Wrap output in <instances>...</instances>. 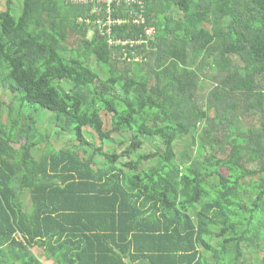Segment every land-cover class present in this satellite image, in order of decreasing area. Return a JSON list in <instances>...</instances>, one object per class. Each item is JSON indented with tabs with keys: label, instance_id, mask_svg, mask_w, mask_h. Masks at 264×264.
Segmentation results:
<instances>
[{
	"label": "trees",
	"instance_id": "obj_1",
	"mask_svg": "<svg viewBox=\"0 0 264 264\" xmlns=\"http://www.w3.org/2000/svg\"><path fill=\"white\" fill-rule=\"evenodd\" d=\"M133 1L0 0V91L75 135L0 111V264H264V0Z\"/></svg>",
	"mask_w": 264,
	"mask_h": 264
},
{
	"label": "rangeland",
	"instance_id": "obj_2",
	"mask_svg": "<svg viewBox=\"0 0 264 264\" xmlns=\"http://www.w3.org/2000/svg\"><path fill=\"white\" fill-rule=\"evenodd\" d=\"M4 10H5L4 3H0V11H4ZM95 67H97V66H95ZM121 68L122 67H120V69ZM201 94L205 95V94H207V92L203 91ZM21 105H23V104H21L19 102L16 103V107H17L18 111L20 110V106ZM12 108H13V111H14L13 119L15 121L17 119H20V123H22L25 126H27L31 122L27 116H33V114H34V116L36 117V119L38 121L39 133H42V135L44 137L49 136V139H50L51 143L58 150L63 148V147H65V146H69V144L71 143V140L75 137L74 132L72 133V135L68 134V133H63L62 136L58 135V131L60 130V128L57 125L58 122L55 119L56 118L55 113H52V112H50L48 110H45V109H43L41 107L32 108V107L26 105L25 108H24L25 112L32 111L33 114L26 115V113L23 112V115L21 117H19L18 116V112L15 109V105L13 104V97H11L8 94V92H4L3 93V92L0 91V111L2 112V121H3L4 124H9L8 115H9V113H10ZM212 115H214V114H212ZM103 118L105 119L106 127L110 129V126H111L110 118L111 117L109 115H106V113H105V114H103ZM86 132H88V130ZM220 134L223 135V132L221 130H220ZM85 135H86V138L89 141L92 140V135H90V133L89 134H85ZM131 137H132V135H130V134H128V135L114 134L113 135V138L116 139V141H118V140H129ZM145 142L146 143H145L143 149L140 151L141 153H150V152L153 153V152L156 151L155 146H157V145L159 146V148H161V143L159 141L146 140ZM22 143H24V141ZM127 144H129V142H127ZM13 145L15 146L16 149H18L21 144L19 142L17 144H13ZM95 145H99V143H97ZM115 146H117V144ZM117 148L119 149L120 152L122 151V148H119V147H117ZM176 150H177L178 160L179 161L182 158L190 157L193 154V152L195 151V149L192 146V143H191L190 139H184V140L178 142L176 144ZM205 153H207V151H205L204 154ZM145 165H148V164L145 163L144 166ZM34 251L37 254L40 253L39 249H36ZM248 255H250L252 257V254H248ZM43 261L45 263H48V264H53L52 262H47L45 259H43Z\"/></svg>",
	"mask_w": 264,
	"mask_h": 264
},
{
	"label": "built area",
	"instance_id": "obj_3",
	"mask_svg": "<svg viewBox=\"0 0 264 264\" xmlns=\"http://www.w3.org/2000/svg\"><path fill=\"white\" fill-rule=\"evenodd\" d=\"M80 1H83V0H80ZM109 1V3H111L113 0H108ZM119 2H125V3H128V4H131V3H133L134 1L133 0H119ZM139 4H141V3H139ZM154 33V30H153V28H148L147 29V34L148 35H152Z\"/></svg>",
	"mask_w": 264,
	"mask_h": 264
}]
</instances>
